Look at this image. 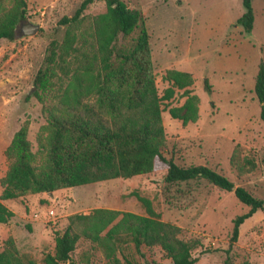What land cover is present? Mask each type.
<instances>
[{
    "label": "rangeland",
    "instance_id": "374dc122",
    "mask_svg": "<svg viewBox=\"0 0 264 264\" xmlns=\"http://www.w3.org/2000/svg\"><path fill=\"white\" fill-rule=\"evenodd\" d=\"M80 1L24 0L25 18L16 25L14 38H0V177L7 166L5 148L25 121L31 150L36 149L35 134L44 117L31 94L33 77L49 41H59L63 35L65 26L58 20L69 17ZM122 1L141 13L158 94L167 87L164 71L177 69L192 74L190 89L199 98L197 118L186 124L168 112L182 104V89L161 101L164 155L180 166L205 165L234 186L262 198L264 122L258 117L253 83L257 64L264 60V0H251L249 32L235 22L244 10L241 0ZM103 9V0H93L83 14L89 17ZM26 23L36 24L37 31L24 34ZM136 31L119 34L116 44L131 45ZM163 173L164 168L157 166L147 174L62 188L50 195L41 192L7 199L6 206L16 213L13 241L25 264H38L46 252H52L54 236L63 231L71 213L103 207L144 214L133 193L148 198L161 220L180 228L179 237L190 244L191 255L196 257L192 264H264V210L243 220L226 253L232 219L248 207L232 190L218 189L202 178L166 185ZM87 247V242H78L71 253L76 264H83L78 255ZM91 252V264H101V254ZM141 253L134 256L142 264L169 262L158 246L141 247Z\"/></svg>",
    "mask_w": 264,
    "mask_h": 264
},
{
    "label": "trees",
    "instance_id": "16d2710c",
    "mask_svg": "<svg viewBox=\"0 0 264 264\" xmlns=\"http://www.w3.org/2000/svg\"><path fill=\"white\" fill-rule=\"evenodd\" d=\"M92 1L81 0L69 17L58 20L65 26L63 35L59 41H49L34 74L31 94L40 104L44 123L35 134V151L26 137V121L13 132L5 148L0 223L12 215L3 200L147 174L162 166L166 185L202 178L218 189L232 190L248 207L232 219L227 253L243 220L256 210H264V196L254 197L205 165L180 166L164 155L161 101L168 100L175 89H182V104L168 112L181 124L194 122L199 98L190 89L193 77L187 71L166 69L162 78L167 87L159 95L140 11L122 0H103L104 9L86 17L83 10ZM241 3L244 10L235 22L249 32L251 0ZM24 18V0H0V38L12 40L16 25ZM135 29L131 45L116 44L119 34L128 35ZM62 78L66 79L63 84L59 82ZM204 86L208 90L205 80ZM253 92L259 103L258 117L264 122V60L257 64ZM133 194L144 214L103 207L71 213L63 231L54 236L52 252H46L38 264H76L71 253L80 241L88 243L78 255L83 264H91V251L101 254V264H142L134 254L143 256L141 247L152 246L164 252L168 264L195 262L190 244L179 237L180 228L161 220L148 198ZM0 264H25L11 236L2 241Z\"/></svg>",
    "mask_w": 264,
    "mask_h": 264
},
{
    "label": "crops",
    "instance_id": "0c3cea01",
    "mask_svg": "<svg viewBox=\"0 0 264 264\" xmlns=\"http://www.w3.org/2000/svg\"><path fill=\"white\" fill-rule=\"evenodd\" d=\"M182 71H186V70H182ZM188 72V71H187ZM190 73V72H189ZM191 74V73H190ZM192 75V74H191ZM47 193V192H46ZM34 194H38V193H34ZM48 194V193H47ZM52 194V192H51ZM50 195V194H49ZM7 200V199H6ZM3 200L2 203L6 206L5 201ZM7 207V206H6ZM8 208V207H7ZM11 212L12 215L9 217V219L5 222V223H0V240L3 238H5L6 236H11L12 238L14 237V232H13V228H12V221L13 218L15 217V212L13 210H11L10 208H8Z\"/></svg>",
    "mask_w": 264,
    "mask_h": 264
},
{
    "label": "water",
    "instance_id": "95a60500",
    "mask_svg": "<svg viewBox=\"0 0 264 264\" xmlns=\"http://www.w3.org/2000/svg\"><path fill=\"white\" fill-rule=\"evenodd\" d=\"M38 29V26L36 24L26 23L22 26V32L24 34H32L35 33ZM231 189H234V186L231 187ZM48 194H51V192H47Z\"/></svg>",
    "mask_w": 264,
    "mask_h": 264
}]
</instances>
